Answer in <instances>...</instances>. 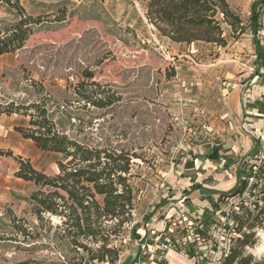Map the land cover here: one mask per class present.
<instances>
[{"label": "rangeland", "instance_id": "374dc122", "mask_svg": "<svg viewBox=\"0 0 264 264\" xmlns=\"http://www.w3.org/2000/svg\"><path fill=\"white\" fill-rule=\"evenodd\" d=\"M254 1L228 0L246 31L238 35L227 23L221 22L227 43L219 45L203 41L178 43L162 36L147 19L145 0H20L28 15H41L43 22L22 48L0 55V104L11 101L28 104L47 91L57 101H73V107L84 117L81 129L89 141L98 143L102 137L104 142L136 155L131 165V182L137 196L135 220L126 225L122 239L117 242L126 254H131L132 260L126 263L119 260L116 264L132 261V264H153L155 261L147 259L148 255L140 259L145 254L138 249L137 242L147 237L152 250L159 245L158 239L168 241L173 249L166 256L177 261L175 249L192 253L197 247L193 242L195 235L207 231L210 218L215 220L212 215L192 219L183 211L161 206V202L169 190L171 165L181 157L189 130L206 126V113H201L202 118L193 110L201 102L193 95L204 91V80L211 81L210 90L216 91L215 79H259L257 70L264 79V66L258 68L256 54L251 49L249 18ZM259 10L264 60V4ZM16 12L12 4L0 0V32L19 20ZM64 12L69 15L67 20L56 21ZM90 74L93 76L89 77ZM83 81L105 85L116 102L105 110L84 108V102L72 89L66 90L69 85L76 86ZM202 102L210 103L209 100ZM92 115L95 119L88 124ZM27 121L22 115H14L9 120L8 124L12 123L14 128L11 145L1 146L4 137L10 138L3 132L0 149L12 150L15 155L21 140L28 144L25 147L28 155L22 158L30 160L39 171L57 174L60 155L40 150L15 130ZM73 122L81 124L79 120ZM64 126L71 129L67 122ZM256 164L259 160L254 155L242 165L245 174L252 172ZM18 168L14 157L0 156V172H8L15 178L11 200L0 207L1 235L9 223L7 209L23 215L27 208L24 199L35 188L33 183L15 176ZM15 195L19 198L15 199ZM246 232L255 233L254 244L245 247L244 255L257 260L263 258L264 228ZM23 247L0 240V264H35L34 255ZM49 253L44 248L36 257L44 259L50 257Z\"/></svg>", "mask_w": 264, "mask_h": 264}, {"label": "trees", "instance_id": "16d2710c", "mask_svg": "<svg viewBox=\"0 0 264 264\" xmlns=\"http://www.w3.org/2000/svg\"><path fill=\"white\" fill-rule=\"evenodd\" d=\"M145 1L149 23L173 42L203 41L226 45L221 22L227 23L238 35L246 31L241 17L228 0ZM5 2L16 8L19 20L0 32V55L22 48L43 22L41 15H28L20 0ZM262 4L264 0L254 1L249 18L258 68L264 66L261 53L263 24L259 10ZM68 16L64 12L56 21H65ZM256 75L262 77L260 70ZM67 89H72L89 111L91 108L105 110L116 102L105 85L97 81H83L76 86L69 85ZM73 104L68 99L57 101L47 91L28 104L15 101L0 104V114L28 118L25 126L15 127L24 139L33 141L42 151L60 155L59 172L52 176L34 168L30 160L15 156L12 150L0 149V156L17 160L19 168L15 176L35 186L24 199L27 208L23 215L7 209L5 214L9 223L4 235L0 233V240L24 246L25 251L34 255L32 261L35 264H116L119 260L125 263V252L117 242L122 239L126 225L135 220L137 196L131 182V165L136 155L104 142L102 137L98 143L89 141L81 129L84 117ZM93 116L88 124L93 123ZM75 120L81 124L76 125ZM66 122L71 129H65ZM254 155L259 164L253 165L252 172L245 174L241 184L220 193L211 208L215 212L224 199L242 197L247 191L248 197L237 205L241 214L234 215L240 236L223 264H264V257L257 260L244 255L245 247L254 244L255 233L246 230L264 228V145H259ZM250 177H254L251 185ZM165 202L163 200L161 206ZM203 238L201 233L195 235L194 242ZM44 248L49 250L50 257H36V253Z\"/></svg>", "mask_w": 264, "mask_h": 264}, {"label": "crops", "instance_id": "0c3cea01", "mask_svg": "<svg viewBox=\"0 0 264 264\" xmlns=\"http://www.w3.org/2000/svg\"><path fill=\"white\" fill-rule=\"evenodd\" d=\"M251 49L255 52L254 43ZM215 80L216 91L210 90L211 81L204 80V91L193 95L201 101L193 110L202 118L201 113H206V126L189 130L181 157L171 165L169 190L163 199L166 201L163 206L183 211L192 219H200L204 211L212 208L220 193L228 192L245 180L242 165L264 141V79ZM203 100L210 103L205 104ZM14 115L18 114H0V134L5 132L10 137H4L3 147L11 145L14 128L8 122ZM27 145L20 140L15 155L26 157ZM0 180L1 207L11 200L15 178L8 172H0ZM145 241L151 244L148 237L142 242ZM130 256L125 253L126 262Z\"/></svg>", "mask_w": 264, "mask_h": 264}, {"label": "built area", "instance_id": "2783aa9c", "mask_svg": "<svg viewBox=\"0 0 264 264\" xmlns=\"http://www.w3.org/2000/svg\"><path fill=\"white\" fill-rule=\"evenodd\" d=\"M248 180L249 185H251L254 177H250ZM246 195L247 191L242 197L224 199L215 212L212 209L203 212L201 219L212 215V217L215 216V220L210 218L207 231H202L204 234L201 233V235L205 238L197 242L193 240L197 247L192 249V253L188 254L185 250L176 248V255L179 258L177 261H171L166 256L173 249L168 241H159V245L156 244L157 249L152 250L147 241L142 242L140 240V243L137 242L138 249L145 254L140 259L144 260L148 255V259L155 261L153 264H188L189 262L191 264H223L225 257L235 247L236 240L240 236L237 231L238 222L235 220L234 215L239 212L237 211V205ZM199 234L200 232L196 235ZM144 262L147 263V260Z\"/></svg>", "mask_w": 264, "mask_h": 264}]
</instances>
